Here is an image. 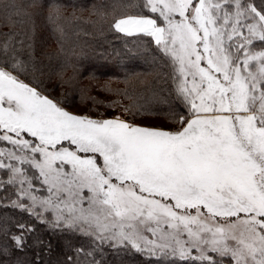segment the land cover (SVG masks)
I'll return each mask as SVG.
<instances>
[{
  "label": "snow or ice",
  "instance_id": "6c2138e0",
  "mask_svg": "<svg viewBox=\"0 0 264 264\" xmlns=\"http://www.w3.org/2000/svg\"><path fill=\"white\" fill-rule=\"evenodd\" d=\"M25 15L0 0L10 25L0 33V190H12L10 206L181 264H264V0H134L114 19L172 68V129L77 115L46 94L15 30ZM15 227L6 235L22 249L35 228Z\"/></svg>",
  "mask_w": 264,
  "mask_h": 264
},
{
  "label": "trees",
  "instance_id": "16d2710c",
  "mask_svg": "<svg viewBox=\"0 0 264 264\" xmlns=\"http://www.w3.org/2000/svg\"><path fill=\"white\" fill-rule=\"evenodd\" d=\"M15 2L27 14L25 23L15 29L25 42L23 58L33 61L35 77L46 94L64 101L63 106L78 115L99 117L115 108H128L125 112L137 121L149 120L148 127H174L165 114L181 109V104L174 95L167 60L154 43H147L150 38L141 42L112 27L124 6L134 0ZM9 31L8 22L0 19V33ZM93 97L98 103H93ZM12 198L16 197L11 189L0 190V247L6 249L0 264H181L177 259L116 248L66 227L52 229L11 207ZM17 221L35 228L22 249L13 247L6 235L17 232Z\"/></svg>",
  "mask_w": 264,
  "mask_h": 264
},
{
  "label": "rangeland",
  "instance_id": "374dc122",
  "mask_svg": "<svg viewBox=\"0 0 264 264\" xmlns=\"http://www.w3.org/2000/svg\"><path fill=\"white\" fill-rule=\"evenodd\" d=\"M170 72H171V79H172V68H170ZM172 82H173V80H172ZM173 91H174V95L176 96V98H177V100L179 101V103L181 104V100L178 98V96H177V93H176V86H175V84L173 83ZM73 110L74 111H78V112H81V111H79V110H77L76 108H73ZM70 112H72V111H70ZM74 113V112H73ZM82 115H86V114H84L83 112L81 113ZM78 115V114H77ZM114 116H120L122 119H125V120H128L129 122H131V123H134V124H138V125H143V126H147V124H149L148 123V121L149 120H145V119H143V120H145V121H143V120H141V121H137V117H131L130 115H128L122 108H115V109H113V110H110V111H108V112H105L104 114H102L101 116H99V117H92V118H96V119H102V118H111V117H114ZM47 193H45V195H46ZM16 199V198H15ZM11 200H14V198H12ZM46 215H47V213H46ZM49 218H51V217H49ZM80 233H82V232H80ZM84 234V233H83ZM87 235V234H86ZM90 236V235H89ZM93 238H95V239H97V240H99V241H101L100 239H98V238H96V237H94V236H92ZM150 238H152V237H150ZM103 242H108V243H111V245H113L114 247H116V248H121V247H123V248H125V249H128V250H132V251H137L135 248H133V247H131V245L129 244V245H125V244H117L116 243V241H114V240H103ZM140 252H142L145 256H147V257H154V258H160V257H166V258H169V259H177L178 260V258H173L172 256H163L159 251H157V252H149L148 250H144V251H140ZM179 261V260H178Z\"/></svg>",
  "mask_w": 264,
  "mask_h": 264
}]
</instances>
